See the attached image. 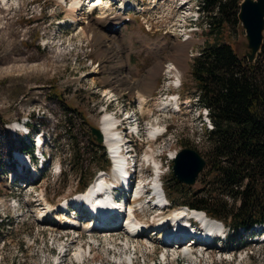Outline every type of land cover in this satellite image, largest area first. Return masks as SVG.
I'll use <instances>...</instances> for the list:
<instances>
[{
  "label": "rangeland",
  "instance_id": "1",
  "mask_svg": "<svg viewBox=\"0 0 264 264\" xmlns=\"http://www.w3.org/2000/svg\"><path fill=\"white\" fill-rule=\"evenodd\" d=\"M80 1L71 14L72 0H0V264H264V241L251 242V230H238L236 236L228 230L229 244L220 249L199 246L186 254L185 249L161 245L152 231L140 237L123 230L91 231L86 229L89 220L80 213L60 210L65 201L79 195L81 185L99 179L100 154L92 144L97 143L91 129H102L108 115L130 140L128 169L137 159L142 185L151 190L157 177L163 186L168 210L151 208L147 194L140 200L146 201L148 209L141 220L149 228L155 231L152 224L159 217L199 199L203 184L212 181L206 137L210 129L199 116L190 74L193 60L218 36L208 34L209 16L203 13L194 22L185 0H101L96 9H92L95 2ZM132 1L146 12L119 11ZM102 15L131 20L110 32L105 22H97ZM192 26L187 46L182 45L187 41L177 42L171 36L170 32ZM222 35L233 48L244 43L243 32L231 21L225 23ZM184 54L188 58L176 88V73L166 72V66L175 65L172 60ZM257 62L262 66L264 60L256 57ZM138 94L146 99L141 106ZM172 96H178L179 110L161 105ZM125 110L136 119L134 125H129L131 120L119 121ZM136 126L139 138L130 133ZM157 126L162 133L151 140L149 133ZM32 132L41 135V148L27 139ZM100 144L105 148V142ZM32 147V156L38 147L45 163L39 161L18 173V156L27 157ZM184 148L197 151L206 161L193 185L179 183L172 173V157ZM105 154L108 159L106 148ZM116 195L118 202L125 196L136 208L131 192L118 190ZM221 197L228 208L239 203ZM47 206L52 210L42 218ZM66 219L73 227L63 225Z\"/></svg>",
  "mask_w": 264,
  "mask_h": 264
},
{
  "label": "trees",
  "instance_id": "2",
  "mask_svg": "<svg viewBox=\"0 0 264 264\" xmlns=\"http://www.w3.org/2000/svg\"><path fill=\"white\" fill-rule=\"evenodd\" d=\"M239 3L240 0H203L202 12L209 16L211 24L208 34L218 36L193 60L190 74L197 102L208 109L213 127L206 135L212 181L203 184L199 199L186 203L233 232L264 224V63L261 66L239 60L232 44L222 38L227 21L237 24ZM258 57L264 60V41ZM67 110L75 112L69 107ZM92 144L100 154L98 170L107 169L104 147ZM29 153L32 155L33 150L29 149ZM86 186L87 182L79 190ZM221 196L239 203L228 208Z\"/></svg>",
  "mask_w": 264,
  "mask_h": 264
},
{
  "label": "bare ground",
  "instance_id": "3",
  "mask_svg": "<svg viewBox=\"0 0 264 264\" xmlns=\"http://www.w3.org/2000/svg\"><path fill=\"white\" fill-rule=\"evenodd\" d=\"M80 1V0H79ZM81 2V1H80ZM79 2V3H80ZM78 0H72V3L70 4V9H74L76 6H78V5H80V4H78ZM105 5V4H104ZM101 7L102 6V1L101 0H96V2L94 3V4H92V9H96L97 7ZM122 8H123V5L121 6ZM106 8L108 9L109 7L108 6H106ZM74 11H75V9L73 10V11H71L70 13L72 14V13H74ZM75 16V15H74ZM73 17V16H72ZM106 17V18H105ZM117 16L116 15H114V16H112V17H107V16H105V15H102V18H99L98 20H97V22H102L104 19H106L105 20V22H107V23H116V22H118V21H120L121 19H119V20H114L115 18H116ZM73 19H75V18H73ZM76 20V19H75ZM114 20V21H113ZM74 21V20H73ZM188 42H191V40L190 41H187V43L186 42H181V43H186V44H182V45H184V46H187L188 45ZM183 47V46H182ZM176 56V55H175ZM181 56V55H180ZM179 58V57H178ZM186 58H188V56L187 55H182V57H181V59H179L178 61H177V59H176V61H174V60H172L173 61V63L175 64V65H172V64H170V65H168V67L166 66V72H170V68H173L174 69V72L176 73L175 74V78H176V84L174 85V86H176V85H178V84H180V81H181V72L183 71V66H185V61H186ZM182 65V66H181ZM173 66V67H172ZM158 70L160 71V69L158 68ZM157 70V72H155V74H157V73H159V71ZM153 76H156V75H153ZM108 92V94L107 95H110L111 94V91H107ZM112 95V94H111ZM139 96H138V99H139V105L141 106V104H144L145 102H146V99L143 97V95H141V94H138ZM177 97H174V96H172V97H170V98H168V100L166 99L165 101L166 102H162V101H160L162 104L161 105H164L165 107H167L168 106V108L169 107H174V108H176L177 110H179V104H178V98L176 99ZM158 99L159 98H157L155 101H158ZM141 108V107H140ZM167 108V109H168ZM113 121H112V119L110 118V117H108V116H106L105 118H104V120H103V127H102V129H101V134H102V139H103V141L109 146V147H111V148H113V150H114V152H115V156H114V162H115V166H116V168H115V170H113L112 171V173H111V178H113V180H116V178H117V176L118 177H120L121 178V180L122 181H124V179L122 178V177H125L126 176V172H125V170H123V163H124V159H123V157H121L119 154H117V152H118V147H119V144H118V141H119V137H118V135H117V133L114 131L115 129L113 128L114 126V124L112 123ZM13 128H15V127H12V129ZM112 128H113V132H112ZM153 130L152 131H150V133H149V136H150V139L152 140V138H154L156 135H159L162 131L160 130V128L157 126V127H154V128H152ZM16 130V129H15ZM17 155V154H16ZM15 155V156H16ZM21 155H22V153H21ZM149 156V155H148ZM19 157V159L21 160V162H20V164H22V163H24L25 164V162L26 163H28V159H27V157L26 156H24V155H22L21 157L20 156H18ZM16 158V157H15ZM149 158V157H148ZM172 159H174V156L172 157ZM153 166H155V168H158V165H153ZM156 173H157V171H156ZM18 175V174H17ZM157 175V174H156ZM104 177V175H101L100 177H99V179H97L93 184H91V185H89L88 187H87V189L84 191V192H82V193H80L76 198H74V199H72L71 200V203L72 204H75V203H83L84 204V207L86 208V209H88L90 212H91V214H92V216H93V218H94V220L93 221H91L88 225H87V228L86 229H89V228H91L90 227V224L92 223V230L91 231H94L93 229H94V225H98L99 227H101V226H104V225H106V223H110V222H116V220H118L119 219V217H117L118 215H119V213H117L115 216V218L113 217V218H111V217H108V213H106V210L109 208V210L112 212L116 207H119V205L120 204H118V205H116L113 201H111L110 200V198H109V194H108V191L105 193V197L103 198V199H99L98 197H94L95 196V194L97 193V192H100V191H103V190H108L109 188H110V184H105L104 183V181H103V178ZM160 180H161V178H160ZM156 186H157V188L159 187V184L157 183V177H155V179H154V181H153V187H155L156 188ZM161 190H162V193H163V195H164V197H165V199L167 200V198H166V196H165V194H164V190H163V186L161 187ZM125 193H126V195H127V192L126 191H124ZM146 195V194H145ZM160 199V198H159ZM127 201H129L128 200V198H127ZM131 201V200H130ZM145 201V200H144ZM75 202V203H74ZM69 203L68 202H65L63 205H61L60 207L61 208H66L67 207V205H68ZM132 204L133 205H135L136 206V209H134V210H132L131 209V202H130V208H129V210L131 209V211H133L132 212V214H131V217H135L137 220H131V218H130V216H128V218H127V220H126V222L125 223H127L126 224V226L128 227V229H129V231H130V233H134V232H136V230H138V229H140L141 228V226H140V224H141V222L142 223H144L145 224V222L144 221H142L141 220V214L142 213H146L145 211H141L140 210V207H142L144 204H143V202H140V199H136V198H133V202H132ZM83 207V208H84ZM52 207H50V206H47V208L46 209H44V212H41V217L42 218H45V217H47L48 216V214L50 213V211L52 210L51 209ZM60 208V209H61ZM84 208V209H85ZM138 210V211H137ZM110 211H108L107 210V212H110ZM121 215V214H120ZM143 215V214H142ZM187 216H191V217H196V218H208L205 214H204V212H202V211H199V210H193V209H186L185 207H183V208H180V209H176V210H174L173 212H170L169 214H167L165 217H162V219L160 220V222L161 223H163V222H166V221H168V220H172V222H174L175 224V226H176V229L174 230L175 232H177V233H182V234H184V235H186L187 233L184 231V230H182L181 228H182V225H184V223L183 222H185L184 221V217H185V219H186V217ZM67 220V219H66ZM140 221V223H139V221ZM68 221V220H67ZM67 221H65L64 223H63V225L66 227H70V223L71 222H67ZM177 221H179L178 223H177ZM208 221L211 223V225L212 226H214L215 228H224V225L223 224H221L220 222H218V221H216V220H213V219H208ZM179 223H181V225L179 224ZM160 224V223H159ZM177 226H178V228H177ZM167 227H169V226H167ZM180 229V230H179ZM117 230V228H114L113 230H105V231H103V232H111V231H116ZM165 230V229H164ZM176 230H179V231H176ZM147 231H152V232H154V229H152V227L151 228H149V226H146V229L145 230H143V232L140 234V235H146L147 234ZM196 231L198 232V231H201L199 228H197L196 229ZM171 232H173V231H171ZM171 232L168 230V232L165 234V239L168 237V236H170V234H171ZM205 233H207V231L205 232ZM157 235L159 234V233H156ZM140 235H136V237H140ZM200 235V236H199ZM195 236H197V237H195ZM194 237L197 239V238H201V234H196ZM157 239H159V238H157ZM158 242H160L159 240H158ZM186 244V243H185ZM192 244L193 245H190V246H188V247H190V249L188 248H186L185 249V252H186V254H191L192 253V251L191 250H193L195 247H199V246H203L202 244H200V242L198 241V242H196V243H193L192 242ZM164 247H168V245H165V244H162ZM169 247H172V246H169ZM204 247H212V246H203V248ZM193 248V249H192ZM180 250H183L181 247L179 248ZM189 251H191V252H189ZM185 252H183V253H185Z\"/></svg>",
  "mask_w": 264,
  "mask_h": 264
},
{
  "label": "water",
  "instance_id": "4",
  "mask_svg": "<svg viewBox=\"0 0 264 264\" xmlns=\"http://www.w3.org/2000/svg\"><path fill=\"white\" fill-rule=\"evenodd\" d=\"M237 27L243 32L244 43L236 45L234 51L239 60L245 58L248 64H253L264 41V0H240ZM91 134L98 144L102 142L100 128H92ZM204 166L205 160L197 151L184 148L174 157L172 171L178 182L193 185Z\"/></svg>",
  "mask_w": 264,
  "mask_h": 264
}]
</instances>
